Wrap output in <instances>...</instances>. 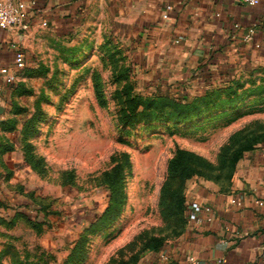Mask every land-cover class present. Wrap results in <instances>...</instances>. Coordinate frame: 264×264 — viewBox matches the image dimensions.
I'll return each mask as SVG.
<instances>
[{"label":"rangeland","instance_id":"374dc122","mask_svg":"<svg viewBox=\"0 0 264 264\" xmlns=\"http://www.w3.org/2000/svg\"><path fill=\"white\" fill-rule=\"evenodd\" d=\"M57 46L63 54L32 55L39 69L26 67L28 79L2 114L0 147L15 149L7 155L11 169L0 168V264L162 259L189 234L191 196H229L248 157L264 152V65L235 75L225 85L232 99L220 93L189 121L143 120L124 133L126 97L148 92L137 83L129 43L90 23ZM170 91L180 100L201 95ZM38 110L45 112L38 131L23 134ZM25 144L38 158L34 167L21 152ZM176 157L189 165V177L170 171ZM117 163L123 169L112 201L104 174Z\"/></svg>","mask_w":264,"mask_h":264},{"label":"crops","instance_id":"0c3cea01","mask_svg":"<svg viewBox=\"0 0 264 264\" xmlns=\"http://www.w3.org/2000/svg\"><path fill=\"white\" fill-rule=\"evenodd\" d=\"M35 1L37 7L26 12L21 25L0 28V66L12 64L16 45L24 51L29 71L37 70L32 55L63 54L57 44L90 23L107 25L129 43L137 83L148 95L169 94L173 89L188 96L202 94L264 65V0L255 6L236 0ZM249 27L254 33L245 42L243 34ZM15 86L0 79L4 111ZM12 146L15 149L14 143ZM12 151L1 152V169H11L7 155ZM246 162L242 178L229 196L208 192L191 196V201L213 207L212 221L192 225L187 237L170 248L167 261L154 254L146 264H193L190 256L200 264H215L217 258H223V264H264V152ZM234 196L243 201L242 207L230 203Z\"/></svg>","mask_w":264,"mask_h":264},{"label":"trees","instance_id":"16d2710c","mask_svg":"<svg viewBox=\"0 0 264 264\" xmlns=\"http://www.w3.org/2000/svg\"><path fill=\"white\" fill-rule=\"evenodd\" d=\"M238 85L241 83L237 82ZM231 86H224V87H217L212 88L209 90H206L203 94L198 96H193L190 99H174L171 98L168 94H128L126 97V107L125 111L121 114L120 120L122 124V131L124 133H128V127H135V125L143 120L151 121V120H157V121H165L168 120V116L173 117H180L184 120L191 119L193 115L198 114L200 110H202L206 106H212L216 104L217 101H220V93L228 92V98L227 100H231ZM32 93L31 90H19L18 94L21 93ZM98 99L100 98V93L98 90H96ZM45 115V112L38 110L35 112V114L32 116L31 120L29 122H26L23 126L22 133L23 134H33L36 133L37 121H40L41 118H43ZM4 123H7L6 120H4L0 124V129L5 130L6 128H2V125ZM26 150L23 146L25 159L27 163H29L30 166H33V164L38 160V158H33L31 160V157H33V154H27V149L31 150L32 146L30 144H25ZM2 147V144H0ZM0 147V154L1 152L7 151L9 149H12V146H9V148H1ZM30 153V152H29ZM30 157V160H29ZM123 165L120 163L115 164L112 169L104 174V181L109 186L111 195L110 199L113 201L114 195V189L116 185L119 184L120 178L122 176V167ZM34 167V166H33ZM189 165L187 162L181 161L179 157H176L175 159L169 161V169L172 173H177L179 176H182L183 178L189 177L191 173L188 171ZM181 200V199H180Z\"/></svg>","mask_w":264,"mask_h":264},{"label":"built area","instance_id":"2783aa9c","mask_svg":"<svg viewBox=\"0 0 264 264\" xmlns=\"http://www.w3.org/2000/svg\"><path fill=\"white\" fill-rule=\"evenodd\" d=\"M243 5L255 6L259 3L260 0H236ZM37 7L35 0L29 2H24L21 0H0V28L4 30H9L15 27H18L22 24L26 12L29 10H34ZM166 9L169 10L170 6H166ZM167 13L163 14V18H167ZM43 26H46L45 21L42 22ZM238 27V25H235ZM254 33V28L249 27L245 29L243 34V39L245 42L251 40ZM256 47H259V44H255ZM14 47L13 61L10 65L0 66V79L6 85H17L20 81L23 80V71L27 67V60L24 51L16 45ZM230 203L242 207L243 201L239 197H232ZM188 211L190 213L191 223L194 226H200L204 223L211 222L214 217L213 207L208 204H202L196 202L195 199L190 201L187 205ZM264 222V218H263ZM169 255L164 254L162 256L163 261H167ZM189 262L193 264H200V261L193 256L188 258ZM223 258H217L215 264H223Z\"/></svg>","mask_w":264,"mask_h":264},{"label":"water","instance_id":"95a60500","mask_svg":"<svg viewBox=\"0 0 264 264\" xmlns=\"http://www.w3.org/2000/svg\"><path fill=\"white\" fill-rule=\"evenodd\" d=\"M4 112V107L0 104V115ZM1 122V119H0Z\"/></svg>","mask_w":264,"mask_h":264}]
</instances>
